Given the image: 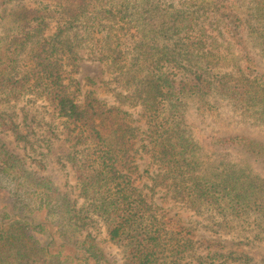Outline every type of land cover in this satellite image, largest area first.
<instances>
[{
  "label": "trees",
  "instance_id": "16d2710c",
  "mask_svg": "<svg viewBox=\"0 0 264 264\" xmlns=\"http://www.w3.org/2000/svg\"><path fill=\"white\" fill-rule=\"evenodd\" d=\"M221 1L0 0L8 20L0 35V264H110L92 233L66 238V226L96 218L124 264L252 261L234 250L195 257L192 230L155 198L160 187L192 210L226 223L252 216L264 230V176L252 165L264 167V137L196 133L189 124L192 106L215 115L226 101L264 127L263 73L241 62L233 41H220L243 28L264 56V0H249L243 14ZM12 4L19 9L9 13ZM83 49L116 71L125 101L144 108L140 148L155 170L141 171L135 159L141 130L130 110L81 92L73 75ZM28 96L45 99L70 130L74 150L63 162L74 170L75 198L19 149L34 143L15 109Z\"/></svg>",
  "mask_w": 264,
  "mask_h": 264
},
{
  "label": "rangeland",
  "instance_id": "374dc122",
  "mask_svg": "<svg viewBox=\"0 0 264 264\" xmlns=\"http://www.w3.org/2000/svg\"><path fill=\"white\" fill-rule=\"evenodd\" d=\"M249 0H222L221 6H231V10L243 11L248 9ZM18 4H12L8 12L12 13L19 9ZM15 13L10 16L13 18ZM13 20V19H12ZM7 19L0 20V35L7 27ZM231 28V26H230ZM233 28V27H232ZM235 35V36H234ZM229 35L226 38L220 37V41L225 43L233 41L232 50L239 55L244 64H253L259 73L264 75V56L259 48L247 36L243 28L240 33ZM224 49V48H222ZM79 71L73 76L79 80L81 92L95 91L96 95L104 99L109 105L121 106L130 110L132 113L133 124L140 127L138 144L134 150L135 159L140 166L141 171L151 168L149 155L140 146L148 139L147 119L144 117V108L140 105L131 106L129 101H125L126 90L117 79V73L109 69L105 62L98 56L91 58L85 49L80 51ZM118 92H122L119 95ZM80 100L82 101L81 93ZM20 114V120L26 130L31 131L33 145L28 149L20 147L19 149L36 168L41 166L39 160L45 165V172L49 174L64 192H69L72 197L79 194L78 182L73 168L70 165H64V156L67 152L74 150L70 130L65 123L54 117L49 103L42 98L28 96L15 108ZM189 124L194 132L219 131L221 133L246 132L258 137H264V127L258 126L254 119L242 109H236L235 106L221 101L219 103L218 113L215 115L202 113L195 106L191 107L189 115ZM13 136L10 137L12 140ZM254 169L264 176V167L256 162L252 163ZM146 174V173H145ZM147 175H145V180ZM9 195V194H8ZM155 198L164 205L168 214L182 219V224L186 225L194 233L195 251L207 254L209 250H220L249 254L252 261L249 264H264V230L254 223L253 217L243 219H229L224 222L221 216L212 212H197L186 207L183 203L167 194V190L157 187ZM80 202H83L80 199ZM53 218L57 216L53 215ZM66 238L72 243L81 241L86 234L92 233L98 245L100 246L107 262L110 264H124L125 257L122 249L114 244L108 236L107 229L103 222L96 218L88 226H66ZM215 264H221L226 260L224 257L215 258ZM229 261V260H228ZM211 263V260L209 261ZM230 264H235L231 262Z\"/></svg>",
  "mask_w": 264,
  "mask_h": 264
}]
</instances>
